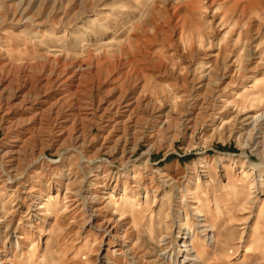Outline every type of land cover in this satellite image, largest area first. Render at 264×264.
<instances>
[{
  "label": "rangeland",
  "instance_id": "obj_1",
  "mask_svg": "<svg viewBox=\"0 0 264 264\" xmlns=\"http://www.w3.org/2000/svg\"><path fill=\"white\" fill-rule=\"evenodd\" d=\"M211 69L213 92L192 77ZM256 86L250 115L264 112V0H0V264H186L175 231L195 196L221 216L195 239L198 264H264V121L233 110ZM126 97L165 103L169 122L143 129ZM126 195L156 197L170 238L125 232L139 221L116 223Z\"/></svg>",
  "mask_w": 264,
  "mask_h": 264
},
{
  "label": "bare ground",
  "instance_id": "obj_2",
  "mask_svg": "<svg viewBox=\"0 0 264 264\" xmlns=\"http://www.w3.org/2000/svg\"><path fill=\"white\" fill-rule=\"evenodd\" d=\"M49 34V33H47ZM49 36H51L53 39H54V43H57L59 41V37H55V35H51L49 34ZM219 66V65H218ZM243 69V68H242ZM243 71V70H242ZM205 71H202V73H200L199 75L197 74H193L192 77H193V80H197L199 81L198 84L199 85H202L204 87H207V88H211L212 87H215L218 89L219 88V82L217 81V74H214L216 73L214 69H211L210 71L207 72V74L204 73ZM196 73V72H195ZM237 73V71H236ZM239 73V72H238ZM219 80V79H218ZM222 80V79H221ZM217 81V82H216ZM214 89H212V92H213ZM246 92V91H245ZM259 92H263V90L261 89H258L257 86L255 89H253L251 92H246L244 95L240 96V103L239 105H234V108L233 110H236V113L238 115V119L240 122L242 123H254L255 125H257L258 122H262L264 121V112L263 113H260V114H257V115H250L249 113L253 111V106L252 104L258 102L261 104L262 102V98L261 97H256V94H258ZM215 93V92H214ZM125 97V96H123ZM197 98V97H196ZM199 98V97H198ZM124 99V98H123ZM127 101H126V105H124V108L126 109V111L130 112V111H135L137 112V123H142L143 124V129H148V131L150 130L151 133H155L156 128L159 127V129H163L165 127V125L169 122V119L167 118V113H170L171 109H170V106L168 105H165L164 104H158L156 101L152 100V99H149V98H138V99H135L133 97H129L127 98ZM202 99V98H200ZM211 99H214L213 96H209V98L205 99V101L207 100H211ZM198 100V99H197ZM243 101V102H241ZM217 102H220V100H217ZM223 102V101H221ZM245 103H248L249 105H245ZM217 104V103H216ZM259 104V105H260ZM205 107V109L207 111H213L215 108H216V105H212V104H203V107ZM213 106V107H212ZM123 107V106H122ZM204 109V108H203ZM209 111V112H210ZM130 112V113H132ZM129 113V114H130ZM235 113V114H236ZM122 114V113H121ZM124 114V113H123ZM209 115V114H208ZM189 116H191L190 113H188L186 116L183 117L184 118H188ZM127 117V116H126ZM236 119V118H235ZM232 120V119H231ZM237 120V119H236ZM121 121V120H120ZM235 121V120H234ZM240 122L237 124L239 125ZM119 123V122H118ZM117 124V123H116ZM141 124V126H142ZM118 125V124H117ZM116 126V125H115ZM119 126V125H118ZM245 126V125H244ZM237 127V126H235ZM119 128V127H118ZM149 131V132H150ZM137 132V131H136ZM147 135V134H146ZM148 136V135H147ZM149 137V136H148ZM151 138V137H149ZM21 147V146H20ZM19 148V147H18ZM8 149V148H7ZM15 149V147H14ZM9 152V150H8ZM132 152V151H131ZM5 153V152H4ZM11 153V152H10ZM18 154V153H17ZM149 154V153H148ZM16 156V155H15ZM11 157V156H10ZM84 160H87L88 158L82 156ZM44 157H40L38 160H41L43 159ZM10 160V159H9ZM7 161V159H6ZM89 161V160H88ZM0 167L2 169H4V166L2 165V163H0ZM12 171V170H11ZM10 172V171H9ZM1 173V172H0ZM4 173V172H3ZM8 174V173H7ZM10 174V173H9ZM8 174V175H9ZM13 174V173H12ZM6 175V173H5ZM13 176V175H12ZM88 176V175H87ZM9 178L7 179V182L11 183V182H15L16 179L14 180L11 176H8ZM90 177V176H89ZM18 179V178H17ZM84 181V180H83ZM8 184V183H7ZM256 192L259 191V186L258 184H256ZM261 186V185H260ZM198 190V189H197ZM79 192V191H78ZM45 194V193H44ZM190 194H194V193H190ZM197 194V193H196ZM148 195V194H147ZM195 195V194H194ZM81 196V195H80ZM79 197V196H78ZM135 197V196H134ZM52 196L49 197V199L51 200ZM156 198V197H155ZM153 199L152 202L151 200H148L147 196L145 197V203L143 206H136L137 203H136V200L134 198H131L129 196H125V205H127V207H129V211L126 212V211H123V213H126V214H123L124 216L118 218L117 222L116 223H123V221H125L126 219H129V218H132V215H134V211L135 209H137V216L139 221L136 222L134 221L131 225H124V227L127 226L126 231L128 230H136V228L139 226V227H142L144 230H146L148 233L149 232H152V235H158L157 239L158 242L160 243L161 241H164L168 238H170L169 236L167 235H164L162 234L165 230H168L169 227H165V218H166V214H165V217L164 219H160V216L162 214V206L159 207L158 209V212L156 213V216H157V222L154 223L152 222L153 218H154V210H151L152 207L150 206H155L154 204L156 203V199ZM195 198L193 200V203L197 204V206L193 207V209L195 210V216H196V222L194 221L191 224L188 223V214H186L185 218L183 219H180L179 220V231L178 233L175 231V234H179L182 235L180 236V240L179 241V246L180 247H185V252H186V256H185V259L184 261L187 259V258H191L189 259V261L187 263H191L192 261H195L194 264H198V261L200 262V259H199V256H198V253H197V250H196V246H195V239L197 238H201L200 237V233H203L205 231L208 230V227L209 228H213L214 226L212 224L214 223H210L209 226L206 227V223H209V222H219L220 219H221V216L220 214L216 213L215 209H219L220 206H219V203H218V200H217V203H216V207L215 209L211 210V208H207V212H203L202 209H204L203 207V202L198 199V197H193ZM38 199V198H37ZM84 199V197H83ZM86 199V198H85ZM58 199L57 201H52L50 203H47V204H44L43 206H45V208H51V206L53 207V209H51L50 211H54V209L58 208ZM42 206V207H43ZM41 207V208H42ZM138 207V208H137ZM124 208V207H123ZM95 212V211H94ZM51 213L49 212L48 215H50ZM116 214V212L114 213ZM155 216V218H156ZM159 216V217H158ZM94 217V216H93ZM93 217H91L93 219ZM114 220V219H113ZM152 220V221H151ZM105 221V220H104ZM152 222L151 224L152 225H149V223ZM198 222V223H197ZM114 222H110V221H107L105 222L104 226L103 227H99V230L100 231H103L105 234H108L109 236H111V234H113L117 224L114 223V225L112 224ZM205 223V224H204ZM10 224V223H9ZM149 225V226H148ZM8 226V225H7ZM152 226V227H151ZM202 226L204 228V230H200L199 227ZM8 228V227H7ZM221 231H222V228H221ZM216 234L218 236H221V233H213V235L211 236V244L214 243L215 239H216ZM202 235V234H201ZM114 236V235H113ZM184 236V237H183ZM114 238V237H113ZM216 242V241H215ZM189 243V244H188ZM135 246V245H134ZM210 246V245H209ZM133 248H130L127 250L128 253H132ZM206 254V253H205ZM51 262L48 263V264H55L54 263V260L52 258H50ZM188 260V259H187ZM202 262V261H201ZM186 263V264H187Z\"/></svg>",
  "mask_w": 264,
  "mask_h": 264
}]
</instances>
